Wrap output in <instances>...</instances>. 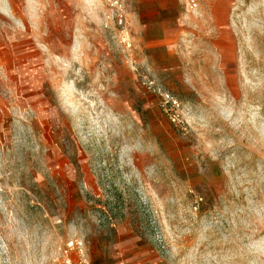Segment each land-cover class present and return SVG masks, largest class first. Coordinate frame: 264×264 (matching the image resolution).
<instances>
[{
    "label": "rangeland",
    "instance_id": "1",
    "mask_svg": "<svg viewBox=\"0 0 264 264\" xmlns=\"http://www.w3.org/2000/svg\"><path fill=\"white\" fill-rule=\"evenodd\" d=\"M193 1L0 0V264H264V0Z\"/></svg>",
    "mask_w": 264,
    "mask_h": 264
},
{
    "label": "built area",
    "instance_id": "2",
    "mask_svg": "<svg viewBox=\"0 0 264 264\" xmlns=\"http://www.w3.org/2000/svg\"><path fill=\"white\" fill-rule=\"evenodd\" d=\"M189 7L193 8L195 7V3L193 0H190ZM72 251H76L77 259L74 260L71 256ZM62 260L60 264H86L83 258L82 251L80 250V247L74 243L70 242L66 244V246L62 249Z\"/></svg>",
    "mask_w": 264,
    "mask_h": 264
},
{
    "label": "crops",
    "instance_id": "3",
    "mask_svg": "<svg viewBox=\"0 0 264 264\" xmlns=\"http://www.w3.org/2000/svg\"><path fill=\"white\" fill-rule=\"evenodd\" d=\"M1 1H4V0H1ZM146 0H143V2H145ZM151 5H154V7L156 8H153L151 11L153 12L152 14L153 15H149L147 16V19H156V16L162 12L163 10V7L160 6V0H147ZM24 2H26V0H24ZM151 9V8H150ZM149 9V10H150ZM157 14V15H156ZM157 16V18H158ZM142 18L145 17L144 14L141 16Z\"/></svg>",
    "mask_w": 264,
    "mask_h": 264
}]
</instances>
